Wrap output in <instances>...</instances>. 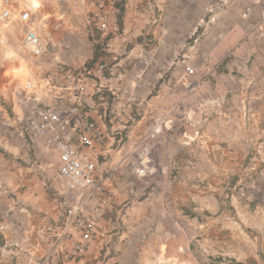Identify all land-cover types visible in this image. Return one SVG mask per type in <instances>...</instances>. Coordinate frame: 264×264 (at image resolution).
<instances>
[{"label": "crops", "instance_id": "crops-1", "mask_svg": "<svg viewBox=\"0 0 264 264\" xmlns=\"http://www.w3.org/2000/svg\"><path fill=\"white\" fill-rule=\"evenodd\" d=\"M214 1L123 0L105 34L89 25L94 0H50L42 8L50 24H60L50 25L44 68L115 58L114 93L95 95L88 110L106 132L98 163L115 171L107 186L116 206L101 220L102 236L69 264H264V22L256 25L264 0H228L231 6L190 48L187 38ZM154 42V62L146 67ZM12 50L0 45V238H26L28 248L0 261L31 264L49 248L62 201L77 192L58 177V152L30 145L16 131L10 98L23 84V62ZM187 66L195 69L193 91L179 83ZM130 86L137 94L131 104L119 90ZM247 106L255 110L248 123ZM159 119L165 131L154 142L150 170L139 173L136 146ZM244 136L259 139L258 152H247Z\"/></svg>", "mask_w": 264, "mask_h": 264}, {"label": "built area", "instance_id": "built-area-1", "mask_svg": "<svg viewBox=\"0 0 264 264\" xmlns=\"http://www.w3.org/2000/svg\"><path fill=\"white\" fill-rule=\"evenodd\" d=\"M50 0H0V45L12 46L16 61L25 63L27 73L24 83L10 98L13 121L19 136L30 145L42 144L56 150L59 154L58 177L64 186L76 191L70 201H62L61 217L58 225L48 232L49 248L31 264H69L82 259L89 245L102 236L101 220L107 212L116 206L113 193L107 181L114 179L113 169L101 170L98 158L105 156L106 132L93 118L88 108L93 106L95 95L102 94L107 88L114 93L110 85L114 57L106 54L96 62L82 67L72 68L58 62L54 69L43 67V58L49 53L51 43L50 25L59 28L60 24H50V16L42 13ZM95 10L89 17V25L98 32L109 31L113 15L120 11L123 0H94ZM139 1V0H135ZM161 2H154L152 24L161 21ZM231 6L228 0H216L206 8V14L200 19L191 34L190 48H194L200 39V31L218 20L219 14ZM157 11V12H156ZM161 14V15H160ZM264 19L256 25L259 26ZM89 26V28H90ZM21 34L19 35V33ZM117 30V34H119ZM10 35L16 38L10 42ZM155 42L144 58V65L150 66L155 58ZM184 58H188L185 56ZM37 65L38 70H31ZM139 71L135 87L139 86ZM195 69L187 66L179 78V83L190 91L196 84L190 76ZM120 81L123 74L117 75ZM127 94L128 103L137 100L133 86L129 90L119 88ZM254 107L244 108L243 117L248 123L254 114ZM166 128L163 119L155 120L151 131L136 146L139 162L137 171L150 170L154 142ZM242 141L247 152H258L260 142L254 136H244ZM36 164V162H34ZM256 170L257 166L251 167ZM0 187L2 183L0 180ZM124 204L121 209H126ZM4 226L0 227V230ZM26 238H16L2 233L0 238V258L11 260L28 248ZM0 264H4L0 261Z\"/></svg>", "mask_w": 264, "mask_h": 264}, {"label": "rangeland", "instance_id": "rangeland-1", "mask_svg": "<svg viewBox=\"0 0 264 264\" xmlns=\"http://www.w3.org/2000/svg\"><path fill=\"white\" fill-rule=\"evenodd\" d=\"M204 31V30H203ZM203 31H200V33L198 34L199 36H201V34L203 33ZM191 36V35H190ZM188 37L187 38V43H190L191 42V37ZM255 39H256V35H255ZM184 51V50H183ZM27 73V70H26V68H25V63L23 62V65H22V67H21V69H20V75H21V79H22V81H23V83H24V80H25V78H24V75Z\"/></svg>", "mask_w": 264, "mask_h": 264}, {"label": "trees", "instance_id": "trees-1", "mask_svg": "<svg viewBox=\"0 0 264 264\" xmlns=\"http://www.w3.org/2000/svg\"><path fill=\"white\" fill-rule=\"evenodd\" d=\"M96 53H97V55L99 54V50H98V48H96ZM97 57V56H96Z\"/></svg>", "mask_w": 264, "mask_h": 264}]
</instances>
